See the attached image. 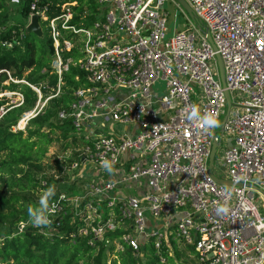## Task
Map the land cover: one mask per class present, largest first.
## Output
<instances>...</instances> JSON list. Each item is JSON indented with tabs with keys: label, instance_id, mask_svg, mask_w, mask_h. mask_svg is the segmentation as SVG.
Segmentation results:
<instances>
[{
	"label": "built area",
	"instance_id": "1",
	"mask_svg": "<svg viewBox=\"0 0 264 264\" xmlns=\"http://www.w3.org/2000/svg\"><path fill=\"white\" fill-rule=\"evenodd\" d=\"M169 1L183 24L165 38L164 0H83L81 12L79 0H30L24 28L33 15L46 27L56 88L14 129L23 130L48 99L60 95L64 74L78 68L83 82L58 111L60 120L71 119L68 144L45 153L40 174L42 191L49 180L56 190V183L64 185L52 198V221L59 225L70 209L77 224L72 236L87 237L95 248L112 246V254L128 247L143 256L151 246L163 262L162 252L173 256L176 247L196 264H264V214L256 204L258 198L264 209L258 191L264 192V0H184L215 51ZM93 2L97 11L88 20ZM23 37L20 30L18 38ZM14 42L1 44L10 48ZM157 79L164 82L159 96L152 88ZM23 82L40 101V89ZM224 90L232 105L217 165L226 174H211L234 185L209 178L208 148L212 136L218 145L220 138L187 119L192 106L202 116H223ZM16 95L19 105L22 95ZM4 111L1 107L0 115ZM104 124L112 126L108 135H100ZM104 160L113 163L112 174L102 167ZM220 207L227 213H219ZM27 224L30 220L20 222L18 229ZM52 228L40 231L49 234Z\"/></svg>",
	"mask_w": 264,
	"mask_h": 264
},
{
	"label": "trees",
	"instance_id": "2",
	"mask_svg": "<svg viewBox=\"0 0 264 264\" xmlns=\"http://www.w3.org/2000/svg\"><path fill=\"white\" fill-rule=\"evenodd\" d=\"M29 1L21 0L20 13L26 19ZM79 3L76 9L81 12L83 0ZM8 7L0 0V24L6 26L4 31H0V93L8 91L16 98L19 92L22 100L17 105L19 100L11 102L6 94L0 95V108L5 110L0 115V264H186L189 260L193 263L176 247H173V256L162 252L165 260L159 262L151 246L144 248L143 256L133 253L128 247L112 254V246H90L87 237L72 236L77 224L72 222L70 209L59 225L52 223L49 234L32 224L18 229L20 222L29 220V206L39 205L34 193L43 189L40 174L48 146L59 140L63 142L62 148L68 144L66 138L72 130L71 119L60 120L58 111L67 108L72 89L83 82L84 73L72 66L64 74L60 95L48 99L41 110L28 119L23 130H15L22 115L31 111L38 101L37 93L23 81L37 86L42 99L54 92L56 75L51 72L53 50L50 39L46 35L43 41H39L37 39L40 38L33 33V38H30V33L24 28L26 22H11ZM96 11L93 2L88 20L94 18ZM20 30L24 31L21 39L18 38ZM3 40L15 42L8 48L2 46ZM75 75H79L80 80H75ZM56 184L59 188L56 191L64 186ZM50 185L53 183L49 180L46 188ZM73 190V187L67 188L69 192Z\"/></svg>",
	"mask_w": 264,
	"mask_h": 264
},
{
	"label": "rangeland",
	"instance_id": "3",
	"mask_svg": "<svg viewBox=\"0 0 264 264\" xmlns=\"http://www.w3.org/2000/svg\"><path fill=\"white\" fill-rule=\"evenodd\" d=\"M4 1V0H1ZM9 3V2H8ZM22 2L21 0H15L14 2L11 1V3L7 4L9 5L8 7V11H9V18L11 20L12 23L17 22V23H21L24 24L25 22H27L28 20L22 16V14L20 13V8L22 6ZM163 8L164 10H166L168 12V18H167V32L165 34V38H168L172 35L173 31L178 29V27L183 24V16L180 14V10L175 7L169 0H164L163 3ZM42 26V30L45 33V36H43L40 39H37L39 41H43L44 37H46V27L44 26L43 23H41ZM29 34V33H28ZM30 38H33V35L30 33L29 34ZM163 86H164V82L160 79H157L153 82L152 88L156 90L158 96L161 95L163 93ZM2 94H6L7 97H9L11 100V102H15L18 100V96H16V98L12 97L13 95H11L10 92L6 91L3 92ZM44 98H42L40 101H37L36 106L40 107L41 104L44 102ZM29 112V111H28ZM27 113V112H25ZM24 113V114H25ZM221 118L222 115H219L218 120L221 123ZM110 127H112L110 124H104V126L102 127V132L100 135H108L110 134ZM220 127V126H219ZM219 127L218 128H214L213 130L215 131V134L217 137L220 138V144L217 146L214 155H213V159H212V166H211V171L213 174H215L216 176H225L226 172H221V170H219L218 165H217V160H219V155L220 152L222 150V148H224L226 146V140H227V135L226 134H221L220 136V132H219ZM120 132H123L122 128H119ZM54 145L60 147L62 146V141H54L51 145L48 146L47 151H55L57 149V147ZM46 159V157H43V162ZM43 191L42 190H37L34 195H35V199L39 201L40 196L42 195ZM256 204L258 207V211L261 214H264V209L261 207V201L257 198L256 199ZM108 253V252H107ZM174 254V253H173ZM112 257V256H111ZM192 259V258H191ZM175 260V257H174ZM193 260V259H192ZM186 264H196L195 262L191 263L190 260L185 262Z\"/></svg>",
	"mask_w": 264,
	"mask_h": 264
},
{
	"label": "water",
	"instance_id": "4",
	"mask_svg": "<svg viewBox=\"0 0 264 264\" xmlns=\"http://www.w3.org/2000/svg\"><path fill=\"white\" fill-rule=\"evenodd\" d=\"M178 6L179 8L186 14V16L189 18V20L192 22V24L194 25V27L199 30L201 32V34L206 38L207 42L210 44L211 48L213 49V51H215V47L214 44L211 40V37L209 35L208 30L200 23V21L198 20V18L196 17V15L192 12V10L190 9V7L188 6V4L184 1V0H173ZM26 31L28 33H33L35 34L37 37L41 38L43 36V31L41 29L40 24L38 23L37 20V16L33 15L30 19V22L27 24L26 26ZM214 59L216 62V67H217V72H218V78L219 81L221 83V85L223 86L224 84V79H223V71H222V64H221V59L219 57V54L217 52L214 53ZM224 97H225V110H224V114L221 118V123H220V127H219V132H222V125L224 123V120L228 114L229 108L232 105L228 92L226 90H224ZM218 146V142L215 140L214 136H212L211 141H210V145L208 148V153L206 156V173L209 176V178L218 183V184H224V185H234L233 182H231L230 180L227 179H220V178H216L211 174V164H212V159H213V155L214 152L216 150ZM253 188L257 189L255 186H253ZM258 190V189H257ZM261 195L264 198V192L261 190H258Z\"/></svg>",
	"mask_w": 264,
	"mask_h": 264
},
{
	"label": "clouds",
	"instance_id": "5",
	"mask_svg": "<svg viewBox=\"0 0 264 264\" xmlns=\"http://www.w3.org/2000/svg\"><path fill=\"white\" fill-rule=\"evenodd\" d=\"M188 120L200 121L205 128L211 130L220 126L219 120L212 115H201L200 110L197 106H192L188 112ZM102 167L109 173L114 172V165L109 160L102 161ZM56 194V186L50 185L46 190L43 191L39 199L38 206H29L28 214L31 224L36 228H50L53 221L50 218V214L55 212L56 205L52 201V198ZM219 213H227L226 207H220Z\"/></svg>",
	"mask_w": 264,
	"mask_h": 264
}]
</instances>
